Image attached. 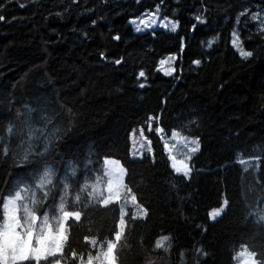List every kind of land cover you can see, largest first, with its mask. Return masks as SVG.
Instances as JSON below:
<instances>
[{"label": "trees", "instance_id": "obj_1", "mask_svg": "<svg viewBox=\"0 0 264 264\" xmlns=\"http://www.w3.org/2000/svg\"><path fill=\"white\" fill-rule=\"evenodd\" d=\"M255 7L264 0H0V210L21 190L36 215L77 212L65 264L108 240L114 264H237L240 249L264 264V32L243 12ZM154 8L178 30L134 31ZM139 125L152 149L132 158ZM175 130L199 142L188 174L164 145ZM107 157L144 217L92 190Z\"/></svg>", "mask_w": 264, "mask_h": 264}, {"label": "rangeland", "instance_id": "obj_2", "mask_svg": "<svg viewBox=\"0 0 264 264\" xmlns=\"http://www.w3.org/2000/svg\"><path fill=\"white\" fill-rule=\"evenodd\" d=\"M248 16L252 19L258 30L264 32V9L255 7L247 9ZM241 15V14H240ZM134 31L145 32L155 29H164L175 32L178 30V21L163 16L158 8L147 10L137 17L129 20ZM239 30L233 31V45L242 52L239 39ZM176 55H169L160 62V68L166 73H174ZM154 119L153 117H150ZM162 135L160 127H157ZM164 145L171 158L172 165L177 172L188 174L190 168L188 161L199 148L198 139L187 136L175 130L171 136L162 137ZM151 142L142 125L135 127L130 135V156L141 158L151 152ZM104 172L92 184V190L102 198L103 202L116 200L120 203L121 211L131 209L136 217H144L146 209L137 202L134 194L124 182L125 167L118 159L107 157L104 159ZM226 206L223 199L219 207L209 212L211 220L218 218ZM75 211H61L57 218L48 219L32 212L26 194L19 190L14 195L8 196L0 210V261L1 264H65L60 257L62 246L67 237L66 221L69 217H78ZM121 225L119 223V229ZM161 240V241H160ZM166 235L159 241L165 244ZM114 240L96 243L97 253L87 257H78V264H114ZM237 264H257L253 253L247 249H240L234 255Z\"/></svg>", "mask_w": 264, "mask_h": 264}]
</instances>
